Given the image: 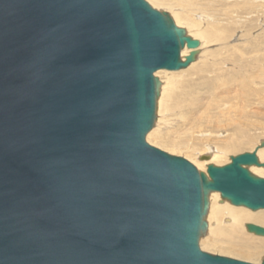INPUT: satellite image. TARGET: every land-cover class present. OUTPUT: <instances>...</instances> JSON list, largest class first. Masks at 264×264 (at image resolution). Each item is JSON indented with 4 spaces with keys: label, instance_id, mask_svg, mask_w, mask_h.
<instances>
[{
    "label": "water",
    "instance_id": "1",
    "mask_svg": "<svg viewBox=\"0 0 264 264\" xmlns=\"http://www.w3.org/2000/svg\"><path fill=\"white\" fill-rule=\"evenodd\" d=\"M200 45L146 0H0V264H253L199 242L212 193L264 209V141L206 173L146 140Z\"/></svg>",
    "mask_w": 264,
    "mask_h": 264
},
{
    "label": "rangeland",
    "instance_id": "2",
    "mask_svg": "<svg viewBox=\"0 0 264 264\" xmlns=\"http://www.w3.org/2000/svg\"><path fill=\"white\" fill-rule=\"evenodd\" d=\"M234 1L160 0L161 6L157 5L173 10L188 28L194 30L199 24L209 33L201 36L207 44L204 49L201 47L197 50L195 65L192 64L187 71L164 70L167 75L163 76H168L176 84L171 92L173 95L161 100L159 123L162 139H157L160 142L152 140V146L158 142L156 148L171 155L187 157L185 159L192 164L193 159L204 162L192 156L202 148L198 131L207 135L211 133L215 137L226 136L223 138L225 140L249 137L250 142L230 156L253 152L256 143L264 139V0ZM205 17L212 20L208 21ZM172 141L183 145L193 143L195 151L187 152L189 149L186 145L179 152L171 146ZM230 160L227 156L222 162L219 161L218 166L227 165ZM243 208L246 212L252 211ZM260 212L264 214V209ZM259 218L262 221L264 216ZM260 221L257 223L264 222ZM250 234L255 235L247 233L244 227L236 233L243 244H255ZM220 239L223 240L216 245V249L222 252H212L213 255L253 264H259L257 261L260 258L264 259V249L261 248L264 243H260L261 247L253 253L243 251L244 254H238L228 247L230 238L224 235ZM243 249L246 250L245 247Z\"/></svg>",
    "mask_w": 264,
    "mask_h": 264
},
{
    "label": "bare ground",
    "instance_id": "3",
    "mask_svg": "<svg viewBox=\"0 0 264 264\" xmlns=\"http://www.w3.org/2000/svg\"><path fill=\"white\" fill-rule=\"evenodd\" d=\"M148 1L151 3V5H153L154 8H157L162 12L168 13L173 18L177 26L184 28L189 36H191L194 39L199 40L201 45L199 46L197 50H199L201 47L202 49H204L203 47L207 43L202 41L203 39L201 38V36L208 35L209 33L207 30L204 31V29L202 28V25L199 26L198 24L195 27L193 26L195 29L192 30V28H188V26L183 24L178 14L174 13L173 10H171L170 8L164 9V8L158 7L157 5L161 6V4L159 3L160 0H148ZM234 2H237V0H235ZM167 11H170V12H167ZM205 18H207L208 21L212 20L211 17H205ZM191 51L192 50H188V48H185L182 51L181 57L184 61L186 59L185 57H187L191 53ZM192 64L195 65L196 63L193 62ZM192 64L186 69H183L180 71H187L191 66H193ZM163 74L167 75V72H165L164 70H161V71L156 72L155 74V76L158 77L161 82V87H160L159 99L157 101L158 112L156 113V121H155L153 129L148 133L147 138H146V140L149 143H151V145H152V140L156 141L157 139H160V140L162 139L161 137L162 128H161V124L159 123V110L161 106V100L163 98H168L173 95L171 94V92L174 89V86L176 84V81H171V79L168 76H163ZM197 134L201 136L200 141L202 143V148H200L201 150H199L198 152L192 153V156L195 155L197 159H199L200 161H204V162H196L195 159H193L192 162L198 168L199 171L206 172V173H207L209 165L213 164V165L218 166L219 161L222 162L223 158L227 156L231 158L232 156L230 155L232 153L237 152L243 146L247 145V143L250 142L249 137L242 138L241 140L237 139L234 141V140L223 139L226 136L225 137L223 136L215 137L211 133L207 135L203 131H198ZM212 137L217 138V140L212 139ZM160 140H157V141L160 142ZM261 140L264 141V139H261ZM262 141H258L256 143L255 149H257V146H259ZM158 142L153 144L154 147L155 145L159 146ZM192 144L193 143L191 144L186 143L185 145H183V144H179L173 141L171 142V146H173L174 149L179 152L181 151L182 146H186V145L188 146V149H189L187 150V152H193L191 150L195 151L193 147L194 145ZM181 153L185 154L186 152H181ZM257 155H258L260 162L264 163V148L259 149ZM204 157H207V158H204ZM250 171L257 176L264 178V168L252 166L250 167ZM260 216H264V214L261 213L260 210L256 212L250 211V213L246 212L243 207H235L232 204H230L228 201L222 202L221 195L219 192L212 193L210 195V206H209V211L206 217L208 228H207L206 233L201 237L200 242H199V244H201V247H200L201 250L204 252L210 253V254H212V252H217V251H219V253L222 252L221 249H220L221 251L216 249L217 247L216 245L219 244L220 240H223L220 238L225 235L226 238H230L228 239V241L230 242L228 244V247L232 248L233 250H236L238 254H244V252H246V254H250L251 252L252 253L255 252V249H257L258 247H261L260 243H264V237L250 234V237H251L250 239L255 241V244L250 243V242H245L243 244L242 239L240 241L236 233L239 231H242L243 227L245 231H247L246 225L249 223H253L261 227H264V222H263L264 218H262V221H260L261 220V218H259ZM250 220H254L256 222H251ZM259 221L263 223H257ZM223 225H230V226H223ZM247 233L249 232L247 231ZM225 241L227 242L226 239ZM256 244H259V245H256ZM244 247L246 248V250L243 249ZM237 248H240V249L237 250ZM261 248L264 249V245ZM208 249L210 251H208ZM263 260H264L263 258H260V260L257 261V263L261 264Z\"/></svg>",
    "mask_w": 264,
    "mask_h": 264
}]
</instances>
